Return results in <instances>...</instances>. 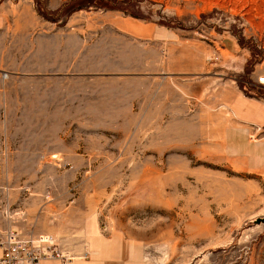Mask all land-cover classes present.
<instances>
[{
	"label": "rangeland",
	"instance_id": "rangeland-1",
	"mask_svg": "<svg viewBox=\"0 0 264 264\" xmlns=\"http://www.w3.org/2000/svg\"><path fill=\"white\" fill-rule=\"evenodd\" d=\"M1 2L0 240L74 258L98 215L147 264H264V167L223 141L264 94V0Z\"/></svg>",
	"mask_w": 264,
	"mask_h": 264
},
{
	"label": "crops",
	"instance_id": "crops-1",
	"mask_svg": "<svg viewBox=\"0 0 264 264\" xmlns=\"http://www.w3.org/2000/svg\"><path fill=\"white\" fill-rule=\"evenodd\" d=\"M7 4L0 0V30L6 23ZM227 110L229 119L223 135L226 154L240 164L264 167V137L253 140L264 131V94L234 92L227 103ZM78 233L82 248L75 249L77 257L72 258V264H147L144 242L121 228L101 222L98 215L84 218ZM47 263L60 264V261Z\"/></svg>",
	"mask_w": 264,
	"mask_h": 264
},
{
	"label": "built area",
	"instance_id": "built-area-1",
	"mask_svg": "<svg viewBox=\"0 0 264 264\" xmlns=\"http://www.w3.org/2000/svg\"><path fill=\"white\" fill-rule=\"evenodd\" d=\"M257 83L264 89V73L257 78ZM0 264H41L42 261L59 260L60 264H72V258L55 250L49 237L21 240L12 231L0 240Z\"/></svg>",
	"mask_w": 264,
	"mask_h": 264
},
{
	"label": "water",
	"instance_id": "water-1",
	"mask_svg": "<svg viewBox=\"0 0 264 264\" xmlns=\"http://www.w3.org/2000/svg\"><path fill=\"white\" fill-rule=\"evenodd\" d=\"M262 223H264V219H261Z\"/></svg>",
	"mask_w": 264,
	"mask_h": 264
},
{
	"label": "bare ground",
	"instance_id": "bare-ground-1",
	"mask_svg": "<svg viewBox=\"0 0 264 264\" xmlns=\"http://www.w3.org/2000/svg\"><path fill=\"white\" fill-rule=\"evenodd\" d=\"M239 1V0H238ZM253 1V0H252ZM255 1V0H254ZM252 3V2H251Z\"/></svg>",
	"mask_w": 264,
	"mask_h": 264
}]
</instances>
